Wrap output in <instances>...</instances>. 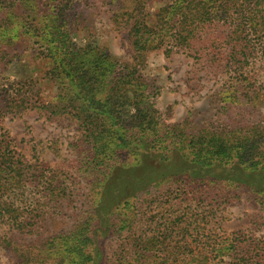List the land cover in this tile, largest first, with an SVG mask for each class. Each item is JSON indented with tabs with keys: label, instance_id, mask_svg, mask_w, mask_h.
I'll use <instances>...</instances> for the list:
<instances>
[{
	"label": "trees",
	"instance_id": "16d2710c",
	"mask_svg": "<svg viewBox=\"0 0 264 264\" xmlns=\"http://www.w3.org/2000/svg\"><path fill=\"white\" fill-rule=\"evenodd\" d=\"M41 1L44 0H0V221L12 232L37 237L39 224L50 213V201L58 202L66 196L65 189L56 185V172L44 170L43 166L40 170L38 163L33 166L24 163L21 153L11 147L8 134L2 132L4 116L36 107L28 97V81L3 77L7 65L13 63L8 58L9 49L22 46L28 39L45 50L61 52L60 66L54 65L56 70L61 68L69 85L62 96L56 95L36 108L76 123L81 132L78 149L86 145L90 150L83 165L94 196L89 215L73 230L47 236L36 245L21 246L17 250V264H104L97 239L113 228L110 223L113 214L122 211L119 209L129 212L131 199L152 185L168 180L185 182L183 175L206 178L217 169H228L232 176H238L231 184L245 185L264 195V139L255 132L247 140L244 135L239 138L233 133L228 135L234 137L208 132L189 134L184 125L175 126L172 131L160 126L140 69L150 52L161 50L169 57L191 45L208 42L206 32L215 23H227L233 12L235 18L230 20L225 39L232 47L227 59L231 65L227 66H231L236 78L247 83L243 88H248L245 94L256 95L250 90L254 86L252 79L244 71L245 65L252 62V53L246 44L241 45L245 39L241 36L248 24L254 32L264 25V0H166L153 15L143 13L148 0H128V5L113 14V22L115 26H128L130 62L111 59L88 45L77 47L71 43L69 33L63 29L73 24V0ZM41 8L43 16L48 12L43 26L35 16ZM35 24L37 29L32 30L31 25ZM14 60L16 64L20 58ZM227 96L234 97L232 92ZM152 153L160 157L158 165L147 160ZM242 177L250 180H240ZM30 191L37 194L31 196ZM120 219L121 225L126 224L125 212ZM12 242L4 239L0 246H12ZM225 244L207 243L202 248L197 244L195 254L189 246L165 243L157 247L154 239L137 241L132 245V256L117 262L264 264L262 255L252 256L256 249L250 250L251 246L244 249L241 245ZM254 247L264 253V246ZM186 250L190 258L181 259L179 254ZM215 252L216 256L229 252L236 257L232 262H214L211 255Z\"/></svg>",
	"mask_w": 264,
	"mask_h": 264
},
{
	"label": "rangeland",
	"instance_id": "374dc122",
	"mask_svg": "<svg viewBox=\"0 0 264 264\" xmlns=\"http://www.w3.org/2000/svg\"><path fill=\"white\" fill-rule=\"evenodd\" d=\"M127 1L73 0V24L63 30L69 33L71 43L77 47L88 45L111 59L130 62L128 26H115L113 22V14L128 5ZM164 3L166 0H148L147 10L143 13L153 15ZM41 11L44 10H37L35 16L43 26L48 12L43 16ZM233 18L232 12L227 23L213 24L206 32L208 42L204 44L191 45L169 57L161 50L145 57L140 69L152 95L150 100L160 126L172 131L175 126L184 125L189 134L208 132L234 137L228 135L233 133L239 138L244 135L247 140L255 132L258 138L264 139V25L254 32L248 24L241 36L245 38L241 45L246 44L252 53V62L245 65L244 71L254 84L250 90L256 92V95H246L248 88H243L247 83L236 78L231 66H227L231 65L227 59L232 47L225 39ZM149 21L152 23L153 17ZM31 29H37V25H31ZM60 53L40 48L28 39L22 46L9 49L8 58L13 63L7 65L3 77L10 81H28L30 103L36 107L44 105L56 95L62 96L69 85L61 68L55 69L54 63L60 66ZM18 57L19 63L15 64L14 59ZM231 92L234 97L227 96ZM36 107L4 116L2 132L8 134L11 147L21 153L24 163L32 166L38 163L40 170L43 166L44 170L55 171L56 185L65 189L66 196L58 202L50 201V213L39 224L37 237L12 232L0 221V243L4 239L14 241L12 246H0V264H17V250L21 246L36 245L47 236L73 230L89 215L93 201L94 194L91 195L83 165L90 150L86 145L78 149L81 132L76 123L68 117L51 116ZM148 155L147 160L158 165L160 157H154L153 153ZM127 160L132 163L131 158ZM232 174L228 169H217L206 178L183 175L185 182L170 183L168 180L137 194L131 199V210L115 212L110 221L113 228L105 236L98 237L101 262L118 264L117 260L132 256L133 243L153 239L157 247L165 243L189 246L195 254L197 244L200 248L207 243L241 245L244 249L251 246L250 250L256 249L253 257H264V253L260 254L259 248L254 247L264 246V195L256 194L248 186L231 184L238 178ZM30 194L37 193L30 191ZM124 212L128 220L121 225ZM216 254L211 255L214 262H232L236 257L229 252L224 256ZM179 257L188 260L190 254L186 250Z\"/></svg>",
	"mask_w": 264,
	"mask_h": 264
}]
</instances>
